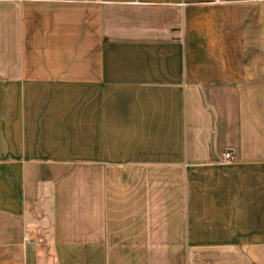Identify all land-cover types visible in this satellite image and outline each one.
Segmentation results:
<instances>
[{
    "label": "crops",
    "instance_id": "1",
    "mask_svg": "<svg viewBox=\"0 0 264 264\" xmlns=\"http://www.w3.org/2000/svg\"><path fill=\"white\" fill-rule=\"evenodd\" d=\"M0 264H264V0H0Z\"/></svg>",
    "mask_w": 264,
    "mask_h": 264
},
{
    "label": "built area",
    "instance_id": "2",
    "mask_svg": "<svg viewBox=\"0 0 264 264\" xmlns=\"http://www.w3.org/2000/svg\"><path fill=\"white\" fill-rule=\"evenodd\" d=\"M226 156H227V157H229V156H230V154H226Z\"/></svg>",
    "mask_w": 264,
    "mask_h": 264
}]
</instances>
